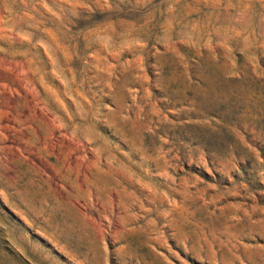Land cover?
<instances>
[{"label": "rangeland", "instance_id": "1", "mask_svg": "<svg viewBox=\"0 0 264 264\" xmlns=\"http://www.w3.org/2000/svg\"><path fill=\"white\" fill-rule=\"evenodd\" d=\"M0 264H264V0H0Z\"/></svg>", "mask_w": 264, "mask_h": 264}]
</instances>
